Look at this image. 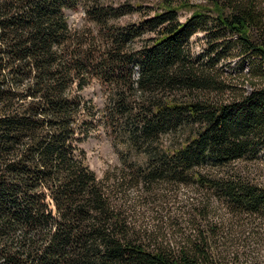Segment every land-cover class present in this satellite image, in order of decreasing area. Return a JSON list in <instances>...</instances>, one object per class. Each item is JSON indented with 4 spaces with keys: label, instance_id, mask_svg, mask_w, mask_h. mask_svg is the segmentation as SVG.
<instances>
[{
    "label": "trees",
    "instance_id": "obj_1",
    "mask_svg": "<svg viewBox=\"0 0 264 264\" xmlns=\"http://www.w3.org/2000/svg\"><path fill=\"white\" fill-rule=\"evenodd\" d=\"M262 150L264 0H0V264H249Z\"/></svg>",
    "mask_w": 264,
    "mask_h": 264
},
{
    "label": "rangeland",
    "instance_id": "obj_2",
    "mask_svg": "<svg viewBox=\"0 0 264 264\" xmlns=\"http://www.w3.org/2000/svg\"><path fill=\"white\" fill-rule=\"evenodd\" d=\"M132 1H141L144 4V11L150 9L152 5L157 2V0ZM185 17L186 14L182 13L181 19L184 20ZM74 18L79 19L80 16L76 14L74 15ZM138 19L139 17L137 14L133 17L125 18L126 21L131 22L137 21ZM202 37V34H197L191 39L193 49L197 54L202 50ZM236 61L237 60H233L230 63L228 62L227 65L229 64L230 67H235ZM222 63L223 65L226 64L225 62ZM134 78L136 80V75H134ZM105 91L106 88L98 80H93V82L84 90V95L92 101L93 105L102 109ZM112 136V133L106 128V125L102 126L99 124V127H97V129L92 132L91 136L82 144V147L85 150L87 164L100 175L108 164L116 162L117 154L113 145ZM261 152L264 156V150ZM241 249L245 250L249 264H264V240L259 242H250L245 247H241Z\"/></svg>",
    "mask_w": 264,
    "mask_h": 264
}]
</instances>
